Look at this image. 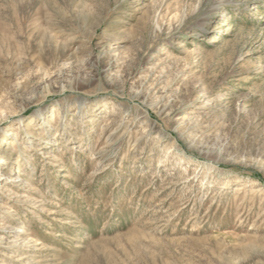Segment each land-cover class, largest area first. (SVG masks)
I'll list each match as a JSON object with an SVG mask.
<instances>
[{
    "label": "rangeland",
    "instance_id": "1",
    "mask_svg": "<svg viewBox=\"0 0 264 264\" xmlns=\"http://www.w3.org/2000/svg\"><path fill=\"white\" fill-rule=\"evenodd\" d=\"M0 264H264V0H0Z\"/></svg>",
    "mask_w": 264,
    "mask_h": 264
},
{
    "label": "bare ground",
    "instance_id": "2",
    "mask_svg": "<svg viewBox=\"0 0 264 264\" xmlns=\"http://www.w3.org/2000/svg\"><path fill=\"white\" fill-rule=\"evenodd\" d=\"M77 103H82V100H78ZM28 227V226H27ZM29 228V227H28ZM12 231H16V227L13 226V228L11 229ZM30 231H28V229L26 228L25 230H23V233L21 235H17V237L13 240L14 241V245H16L18 242H30V240L32 239L30 236ZM26 245V246H27Z\"/></svg>",
    "mask_w": 264,
    "mask_h": 264
}]
</instances>
